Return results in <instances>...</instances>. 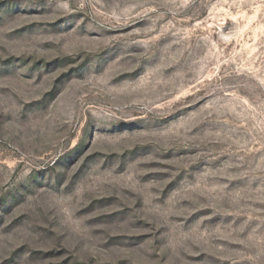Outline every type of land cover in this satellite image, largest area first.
I'll list each match as a JSON object with an SVG mask.
<instances>
[{
	"label": "rangeland",
	"instance_id": "1",
	"mask_svg": "<svg viewBox=\"0 0 264 264\" xmlns=\"http://www.w3.org/2000/svg\"><path fill=\"white\" fill-rule=\"evenodd\" d=\"M0 264H264V0H0Z\"/></svg>",
	"mask_w": 264,
	"mask_h": 264
}]
</instances>
